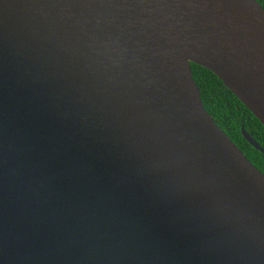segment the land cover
I'll return each instance as SVG.
<instances>
[{
    "label": "water",
    "instance_id": "water-1",
    "mask_svg": "<svg viewBox=\"0 0 264 264\" xmlns=\"http://www.w3.org/2000/svg\"><path fill=\"white\" fill-rule=\"evenodd\" d=\"M191 62L264 126L257 0H0V264H264V173Z\"/></svg>",
    "mask_w": 264,
    "mask_h": 264
},
{
    "label": "trees",
    "instance_id": "trees-1",
    "mask_svg": "<svg viewBox=\"0 0 264 264\" xmlns=\"http://www.w3.org/2000/svg\"><path fill=\"white\" fill-rule=\"evenodd\" d=\"M257 1L264 8V0ZM190 65L205 109L246 157L264 173V153L254 148L241 132L244 128L264 149V126L211 70L193 62Z\"/></svg>",
    "mask_w": 264,
    "mask_h": 264
}]
</instances>
